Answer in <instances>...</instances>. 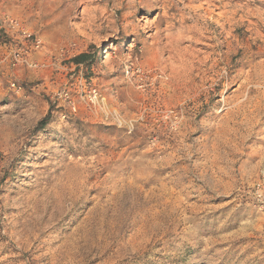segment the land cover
Wrapping results in <instances>:
<instances>
[{
	"label": "rangeland",
	"instance_id": "1",
	"mask_svg": "<svg viewBox=\"0 0 264 264\" xmlns=\"http://www.w3.org/2000/svg\"><path fill=\"white\" fill-rule=\"evenodd\" d=\"M4 15L0 264H264V0Z\"/></svg>",
	"mask_w": 264,
	"mask_h": 264
},
{
	"label": "built area",
	"instance_id": "2",
	"mask_svg": "<svg viewBox=\"0 0 264 264\" xmlns=\"http://www.w3.org/2000/svg\"><path fill=\"white\" fill-rule=\"evenodd\" d=\"M10 33L16 34L19 37H21L24 41V46L29 47L30 51H37L41 48V40L32 32L24 29L21 27L19 21L9 15L0 16V39H3L4 37H10ZM27 51H25L24 47L18 48L13 55V64L17 63H26L30 67H37V64L33 62L32 60H29L27 56ZM13 87H15V84H12ZM257 192L261 198H263L264 195V185L259 184L257 186Z\"/></svg>",
	"mask_w": 264,
	"mask_h": 264
},
{
	"label": "trees",
	"instance_id": "3",
	"mask_svg": "<svg viewBox=\"0 0 264 264\" xmlns=\"http://www.w3.org/2000/svg\"><path fill=\"white\" fill-rule=\"evenodd\" d=\"M87 54H81L74 59L76 65H80L86 62Z\"/></svg>",
	"mask_w": 264,
	"mask_h": 264
}]
</instances>
